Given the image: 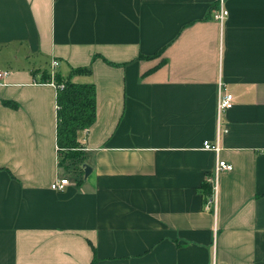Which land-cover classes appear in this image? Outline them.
Returning a JSON list of instances; mask_svg holds the SVG:
<instances>
[{
  "label": "crops",
  "instance_id": "crops-1",
  "mask_svg": "<svg viewBox=\"0 0 264 264\" xmlns=\"http://www.w3.org/2000/svg\"><path fill=\"white\" fill-rule=\"evenodd\" d=\"M223 2L222 25L220 0H0V264H264V0ZM78 67L96 120L64 167Z\"/></svg>",
  "mask_w": 264,
  "mask_h": 264
},
{
  "label": "trees",
  "instance_id": "trees-1",
  "mask_svg": "<svg viewBox=\"0 0 264 264\" xmlns=\"http://www.w3.org/2000/svg\"><path fill=\"white\" fill-rule=\"evenodd\" d=\"M90 71V67H78L74 68L69 76H62L59 73L55 75V82L63 84L57 92V143L61 156L60 165L64 167L84 161L78 133L89 129L96 120L95 84L72 80V75ZM45 80H51V75L48 74ZM5 104L10 107L16 106L12 101H5Z\"/></svg>",
  "mask_w": 264,
  "mask_h": 264
},
{
  "label": "built area",
  "instance_id": "built-area-1",
  "mask_svg": "<svg viewBox=\"0 0 264 264\" xmlns=\"http://www.w3.org/2000/svg\"><path fill=\"white\" fill-rule=\"evenodd\" d=\"M229 15V10L226 8L223 0H220V6L218 8V10L215 12V19L217 21H219L222 25L225 23L227 17ZM59 65L58 60H52L51 62V69L54 71ZM7 74V71H0V76H4ZM55 83V82H54ZM56 87L57 89L59 87H63V84H57L56 83ZM234 105V96L232 93H228L223 91V89H220L219 92V98H218V113H222L230 108H232ZM204 148L210 151H214L217 154L219 153V151L221 150L220 144L216 143V144H212L209 141H205L204 142ZM233 166L232 164L228 163L225 160L222 159H218L217 161V165L215 168V173L213 176H211L210 180L212 182H214V184L216 185L217 180H218V175L220 172L222 171H230L232 170ZM70 184L69 178L65 177V178H57L51 185L53 190L56 191H64L65 188L67 187V185ZM207 208L208 209H213L216 210L217 209V195L214 192L213 195L208 199L207 202Z\"/></svg>",
  "mask_w": 264,
  "mask_h": 264
},
{
  "label": "water",
  "instance_id": "water-1",
  "mask_svg": "<svg viewBox=\"0 0 264 264\" xmlns=\"http://www.w3.org/2000/svg\"><path fill=\"white\" fill-rule=\"evenodd\" d=\"M83 168L85 170V177H88L90 175V173L92 172V167H90V165L88 164H84Z\"/></svg>",
  "mask_w": 264,
  "mask_h": 264
}]
</instances>
